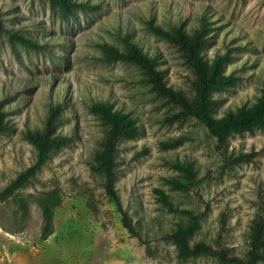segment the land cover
<instances>
[{
    "label": "rangeland",
    "instance_id": "374dc122",
    "mask_svg": "<svg viewBox=\"0 0 264 264\" xmlns=\"http://www.w3.org/2000/svg\"><path fill=\"white\" fill-rule=\"evenodd\" d=\"M76 1L66 13L56 0H0V98L11 99L5 112L12 126L0 132V192L35 163L37 149L25 133L44 127L52 104L66 103L57 131L70 138L15 196L0 201V264H220L213 257H178L165 236L188 218L171 211L160 190L179 210L201 214L193 241L220 238L232 253L246 256L264 200V129L233 135L219 150L203 123L179 117L141 66L114 51L125 48L130 31L131 41L158 57L166 82L191 94V67L147 23L168 27L203 12L214 23L205 58L230 49L226 70L238 78L215 93V113L222 116L262 93L264 0ZM107 99L140 130L118 139L116 188L141 238L123 226L102 175L91 166L108 128L91 105ZM178 164L193 165L199 182L190 191L169 182L186 180ZM55 189L62 204L54 233L43 240L40 197Z\"/></svg>",
    "mask_w": 264,
    "mask_h": 264
},
{
    "label": "trees",
    "instance_id": "16d2710c",
    "mask_svg": "<svg viewBox=\"0 0 264 264\" xmlns=\"http://www.w3.org/2000/svg\"><path fill=\"white\" fill-rule=\"evenodd\" d=\"M56 1L61 2L63 11L66 13L72 5L78 4L76 0ZM82 6L84 8L89 7L87 4ZM147 26L154 34L175 46L181 52L185 62L191 67L193 71L191 94L181 89H175L166 82L159 66L158 57L144 52L139 44L131 41L132 34L130 31L124 37L125 48L116 49L114 52L118 58L132 57L147 75L153 90L179 109V117L182 119L193 118L203 123L221 151H225L231 136L264 129V84L262 93L253 104L242 106L236 111H228L222 116L216 115L218 100L215 93L235 85L238 78L234 73H228L226 70V62L232 57L230 49L224 55L216 53L213 59L205 58L204 49L210 43L214 31V23L206 14L199 13L190 22L180 18L168 27L157 25L152 19L147 23ZM22 39L29 41L32 45L43 46L36 41ZM10 100L6 94L0 98V132L12 129L5 112L6 104H10ZM65 107H67L66 103L52 104L44 120V127L26 131L25 138L37 149L35 163L18 174L0 192V201L15 196L19 189L29 183L37 172L47 165L53 151L69 144L70 138L57 131ZM91 110L102 116L108 124L107 137L102 141L101 148L94 154L92 169L102 175L106 194L117 206L123 226L131 235L141 238L130 214L124 208L116 188L118 139L121 136L134 138L140 134L139 127L131 115L121 108L115 107L108 99L92 104ZM243 159L244 156L238 157V160ZM178 165L181 170L188 174H186V180L176 179L169 182L176 189L190 191L199 182L193 165ZM159 192L165 205L171 211L181 212L188 218L186 223L179 224L165 236L166 240L171 241L176 246L180 259L213 257L218 259L220 264H261L264 261V200L261 211L251 223L247 254L240 256L232 253L220 238L213 243L193 241L200 228L201 214L192 210H179L175 207L169 194L161 190ZM61 204L62 198L56 189L48 191L40 197L43 216L41 237L43 240H47L54 233V214L56 208ZM23 209V216L26 217L28 214L27 205H23Z\"/></svg>",
    "mask_w": 264,
    "mask_h": 264
}]
</instances>
